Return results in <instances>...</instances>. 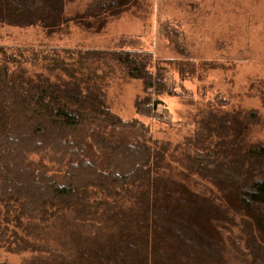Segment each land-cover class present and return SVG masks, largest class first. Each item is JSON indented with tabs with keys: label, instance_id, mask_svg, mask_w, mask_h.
Returning a JSON list of instances; mask_svg holds the SVG:
<instances>
[{
	"label": "trees",
	"instance_id": "trees-1",
	"mask_svg": "<svg viewBox=\"0 0 264 264\" xmlns=\"http://www.w3.org/2000/svg\"><path fill=\"white\" fill-rule=\"evenodd\" d=\"M75 1L0 0V25L48 36L70 26L99 33L138 2L96 0L69 13ZM131 46L122 37L112 50L57 48L30 57L0 47V242L61 213L80 226L102 218L119 237L108 251L91 242L42 264H228L225 236L241 264H264V142L247 138L257 113L199 114L177 159L182 170L161 172L172 169L169 144L107 104L115 70L142 83L139 117L166 121L160 98L179 95L152 54ZM191 177L213 191H196Z\"/></svg>",
	"mask_w": 264,
	"mask_h": 264
},
{
	"label": "rangeland",
	"instance_id": "rangeland-1",
	"mask_svg": "<svg viewBox=\"0 0 264 264\" xmlns=\"http://www.w3.org/2000/svg\"><path fill=\"white\" fill-rule=\"evenodd\" d=\"M95 1L76 0L70 3L69 13ZM122 37L133 41L131 48L151 53L165 71L167 84L175 85L179 94L160 98L167 119L159 122L135 113L134 101L142 96L140 81L126 78L119 70L106 81L110 111L124 121L137 119L148 127L153 139L169 144L171 158L166 154V161L172 169L165 167L161 172L176 176L182 170L177 161L181 149H189L188 138L199 114L207 111H255L258 120L247 138L264 142V0H138L119 17L109 19L99 33L70 26L67 34L48 36L38 27L0 25V47L28 51L27 57L31 52L57 48L112 50ZM189 183L196 191H213L211 183L197 177H191ZM123 202L128 204L127 196ZM60 214L46 224H28L35 227L32 233L18 231L17 237H5L6 243L0 242V264L53 262L94 243L108 251L109 242L115 243L119 237L102 218L90 217L80 226ZM224 242L227 263L241 264L236 255L227 252L226 236ZM16 243L23 245L16 248ZM148 264L153 262L148 260Z\"/></svg>",
	"mask_w": 264,
	"mask_h": 264
},
{
	"label": "bare ground",
	"instance_id": "bare-ground-1",
	"mask_svg": "<svg viewBox=\"0 0 264 264\" xmlns=\"http://www.w3.org/2000/svg\"><path fill=\"white\" fill-rule=\"evenodd\" d=\"M107 125V124H106Z\"/></svg>",
	"mask_w": 264,
	"mask_h": 264
}]
</instances>
